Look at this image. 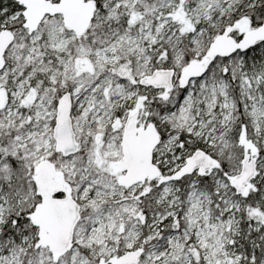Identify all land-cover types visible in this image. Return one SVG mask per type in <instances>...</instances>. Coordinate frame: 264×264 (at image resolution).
Segmentation results:
<instances>
[{
	"label": "rangeland",
	"instance_id": "rangeland-1",
	"mask_svg": "<svg viewBox=\"0 0 264 264\" xmlns=\"http://www.w3.org/2000/svg\"><path fill=\"white\" fill-rule=\"evenodd\" d=\"M137 1L115 0L107 9L108 14L123 6L131 15L122 29L110 27L90 55V48L79 46L76 52L68 48L75 36L70 30L63 33L61 17L54 16L47 20L50 44L66 52L52 66L42 59L31 62L38 29L28 38L16 35L3 56L0 90L5 105L0 126L27 123L16 148L24 149V156L33 157L36 165L50 161L80 210H93L84 217L79 212L65 252L45 248L48 253L42 251L41 256L54 264H107L110 258L137 250L134 264H264V50L260 48L248 62L232 59L234 54L227 57L222 73L218 65L183 86L177 79L184 57L204 60L196 56L207 51L213 38L228 27L232 32L242 30L249 22V8L264 0H160L147 17L133 10ZM98 17L97 9L94 19ZM5 26L2 20L0 30ZM19 64L21 69L29 65L27 77L22 76L13 88L5 87L7 68L13 71ZM170 68L175 79L166 97L162 89L139 84L153 70ZM64 92L72 102V128L82 150L79 163L76 153L62 160L59 153L53 156L56 102ZM154 97L157 102L166 100L169 109L152 118L145 104ZM132 113L137 127L150 123L158 131L153 163L161 167V176L172 175L196 149L212 156L216 164L219 159L224 174L215 168L203 173L208 187L195 177L182 186L178 180L163 182L157 177L124 187V171L116 162L121 157L122 126ZM242 133L248 160L255 161V176L245 186V194L238 195L231 179L241 168ZM140 194L149 195L148 212L139 206ZM250 195L257 201L249 212L257 215L244 229L241 210ZM23 200L17 192L8 196L0 186V227L13 202L17 207ZM36 234L0 240V264H16L17 251L31 246Z\"/></svg>",
	"mask_w": 264,
	"mask_h": 264
},
{
	"label": "water",
	"instance_id": "water-1",
	"mask_svg": "<svg viewBox=\"0 0 264 264\" xmlns=\"http://www.w3.org/2000/svg\"><path fill=\"white\" fill-rule=\"evenodd\" d=\"M22 6L23 26L29 33L37 30L46 16L59 15L62 25L75 37H81L94 18L96 9L91 0H17ZM15 35L7 30H0V64L2 58L14 41ZM258 42H264V18L254 28L244 31L236 40L232 36V28H225L209 43L204 60H190L178 73V82L185 85L189 81L200 78L206 73L208 63L216 57L227 58L236 52L243 53ZM173 69H156L149 75L142 76L139 84L144 87L163 90V97L173 87L175 79ZM5 104V94L0 90V110ZM71 98L64 92L56 102L52 138L54 151L61 157H68L78 151L70 117ZM160 141V136L153 124L145 127L136 126V113L128 115L122 126L120 137L121 157L116 162L119 170L124 171L121 183L129 188L146 179H156L159 168L153 163V151ZM239 143L243 148L241 168L231 179L234 191L238 195L245 194V186L255 176V161L248 160V145L245 134L239 135ZM216 166V160L202 149H196L172 175L160 176V180H179L193 172L203 174ZM35 192L39 195L30 214V222L37 229V245L48 248L53 253L65 252L77 222L80 219L78 204L67 193L68 186L57 175L53 164L48 160L38 163L33 179ZM140 252L130 251L120 257H113L107 264H134Z\"/></svg>",
	"mask_w": 264,
	"mask_h": 264
},
{
	"label": "trees",
	"instance_id": "trees-1",
	"mask_svg": "<svg viewBox=\"0 0 264 264\" xmlns=\"http://www.w3.org/2000/svg\"><path fill=\"white\" fill-rule=\"evenodd\" d=\"M96 10L98 9V13L100 17L92 20L90 27L81 37H73L69 42L68 48H71L72 52H76V48L82 46L84 48H90L87 52L90 55V51L93 50L98 44L103 43L105 40L106 31L110 27H117L122 29L125 24L128 23L130 13L123 6H118L114 11L109 12L107 14V9L114 4L115 0H91ZM160 0H138L136 5L133 7V10L137 12L140 16L147 17L148 11L150 8L154 7L159 3ZM22 6L17 2V0H0V23L2 20H6L5 29L11 31L15 36L22 34L25 38H28L31 33L27 32V30L23 26V18H22ZM19 12L17 16L13 19H9L10 16L14 15L16 12ZM104 14H107L108 18L103 19ZM102 16V17H101ZM54 16H47L44 21H42L38 27L39 38L33 43L34 53L32 56L31 62L38 61L39 59L43 60L48 66H52L59 59L66 50L58 51L52 48L50 44V38L47 34V20H52ZM248 25L245 26L240 31H233L232 36L235 39H238L242 32L257 27L264 18V2L257 6L250 7L248 10ZM25 30V31H24ZM63 33H67L68 30L66 28L62 29ZM264 50V42H258L250 49L246 50L243 53L236 52L234 53L232 59L237 60L242 57L245 62L253 59V57L258 53L259 49ZM206 50L202 51L200 54L196 56L197 59H205ZM5 60V57H3ZM195 58V57H194ZM193 58V59H194ZM190 57H184L181 64L179 66L184 67L186 63L190 60H193ZM3 60V61H4ZM227 58L216 57L213 58L206 67V72L215 71V67L221 65L218 70L222 73L223 64H225ZM21 64L15 67V70L12 71L11 67L7 68V72L5 74L7 83L5 87L11 86L13 88L19 82V80L23 77H27L29 73V65L26 67L27 69H21ZM175 70V69H174ZM20 74V75H19ZM234 86V84H233ZM8 89V88H7ZM235 96V94H234ZM158 98H152L148 104L145 106L148 107V111L151 113V117L153 118L155 115H160L166 112L169 109V103L166 100H160L161 102H157ZM154 119H151L153 121ZM54 123V122H53ZM25 126L27 123L19 126L13 124L12 126L2 127L0 126V186L1 188L8 193V196L12 197L14 193H19L24 199L23 202L19 206H15L13 202V207L9 208V214L7 215L4 224L0 227V240L4 238H16V236L20 233H28L35 234L37 229L30 222V214L32 212L33 206L39 202V195L35 192L33 179L35 176V171L37 168V161L33 157L24 156L25 150L16 148L18 136L23 133ZM179 142L182 143V137L179 138ZM190 146L193 148V144L183 143L182 146ZM82 150H78V152L74 155L77 156V163L82 160V154L80 153ZM53 156L59 157L58 153H53ZM62 160V157H59ZM218 163L215 166L218 174H224L222 168ZM159 168V174H161V167ZM192 177H195L200 184H204L205 186H209L208 178L197 172H193L177 181V183L182 185H188L189 181ZM150 183H148L149 185ZM125 192V191H124ZM147 193V192H142ZM130 194H127L129 196ZM141 198L139 201L142 205L139 206L146 212L149 211V195L140 194ZM246 207L241 210V225L244 229H247L253 224V220L256 214L254 211L250 213L251 207L255 209L254 203L257 201V198L250 197L246 200ZM81 211V210H80ZM93 213L91 207H87L83 209L80 214L81 217L90 215ZM254 235H250L248 238L252 242V238ZM36 238H34L33 243L27 249L20 248L17 251V257H15L16 264H54L53 259L45 261L42 258V251H46V247L38 246L36 243ZM43 247V248H42ZM259 246L258 248H260ZM257 258V257H256ZM195 263H197V258L194 257Z\"/></svg>",
	"mask_w": 264,
	"mask_h": 264
},
{
	"label": "bare ground",
	"instance_id": "bare-ground-1",
	"mask_svg": "<svg viewBox=\"0 0 264 264\" xmlns=\"http://www.w3.org/2000/svg\"><path fill=\"white\" fill-rule=\"evenodd\" d=\"M82 101H80V103H81Z\"/></svg>",
	"mask_w": 264,
	"mask_h": 264
}]
</instances>
